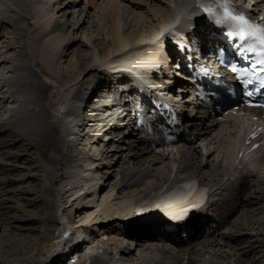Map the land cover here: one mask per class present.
Returning <instances> with one entry per match:
<instances>
[{
    "label": "bare ground",
    "instance_id": "6f19581e",
    "mask_svg": "<svg viewBox=\"0 0 264 264\" xmlns=\"http://www.w3.org/2000/svg\"><path fill=\"white\" fill-rule=\"evenodd\" d=\"M105 1L0 0V264H264V157L234 164L242 118L193 115L191 140L157 151L134 124L172 40L211 41L199 0H121L101 15ZM97 173L110 198L87 218Z\"/></svg>",
    "mask_w": 264,
    "mask_h": 264
},
{
    "label": "rangeland",
    "instance_id": "374dc122",
    "mask_svg": "<svg viewBox=\"0 0 264 264\" xmlns=\"http://www.w3.org/2000/svg\"><path fill=\"white\" fill-rule=\"evenodd\" d=\"M46 1V0H45ZM104 3V4H103ZM122 5V2H121V0H111V1H109V0H106L105 2H102L101 4H100V9H99V12L101 13V15H104L105 14V10L109 7V6H111V5ZM123 6V5H122ZM126 10L125 11H123V14L126 12V15L127 14H129L130 12H128L127 11V7L125 8ZM138 13H140L139 14V18H141V20H142V18H144V20L146 21L147 20V13L145 12V11H142V10H140V12H138ZM137 13V14H138ZM59 15H61V13H59ZM146 17V18H145ZM70 18V17H69ZM12 29H10V31H11ZM14 34L12 33V35L11 36H13ZM75 41H76V43H75ZM0 42L2 43L3 42V40H0ZM78 44V41L77 40H74V38H72L71 39V41H69V42H67V44H65V47H67V50H66V54H65V56L63 57V59H64V61H63V69L66 71V72H68L70 69H71V67L73 66V64H74V52H73V49L76 47V46H78L77 45ZM71 52H73V53H71ZM85 87H88V86H83V91H85V94L84 95H88V88L86 89ZM85 88V89H84ZM92 89V88H91ZM90 89V90H91ZM4 109H7V107L6 108H4ZM2 113H5L6 114V112H4V110H3V112ZM8 133V132H7ZM6 135H8V134H6ZM5 136V135H4ZM83 138V135H81V137H80V139H82ZM1 140V139H0ZM87 141H86V139H84L83 140V142L81 141V146L83 147V148H85V149H87L86 150V152L88 153V152H90L91 153V155H92V153H95L94 151H90V149H89V147L87 148ZM201 146H203V144L201 145ZM32 156H34V154H33V152H32ZM32 156H29V158H31L32 159ZM111 165V163L108 161V160H105V166H101L102 168H101V170L100 171H106L107 169H109V166ZM28 168V167H27ZM26 169V168H25ZM28 171V169L27 170H25V173ZM31 173V172H30ZM33 173H34V176H32L31 175V179H33V182H32V184H31V186L34 188V189H37V190H35V192L36 193H39V190L38 189H40V183H39V179H36L35 178V176L37 175L38 176V173H37V171L34 169L33 170ZM109 175V173H106L105 174V177H103V178H100V174L99 173H97V175H95L94 174V178H95V180L93 181V188H95L96 189V193H94L93 195H91L90 196V202L89 203H87L88 204V206H87V208H86V211H85V213H87L85 216H87L88 215V217L87 218H89V215H90V218H91V216L94 214L93 212H98L99 210L101 211V209L103 208V205L104 204H106L107 203V199H109L110 198V192H111V190H110V187H107L106 189H104L103 191H101L100 189H101V187L103 186V180L107 177ZM27 177H29V176H27ZM38 181V183H36V184H34V181ZM37 187V188H36ZM264 228V227H263ZM72 230H70V231H68V235L66 234V236L67 237H71L72 236V233H70ZM175 233H176V231H175ZM174 233V234H175ZM73 236H74V234H73ZM176 236H177V234H176ZM180 237V236H179ZM2 238H4V239H2ZM6 238H8V232L7 231H5V230H0V245H3V244H5V242H6ZM83 238V237H82ZM124 243V242H123Z\"/></svg>",
    "mask_w": 264,
    "mask_h": 264
},
{
    "label": "snow or ice",
    "instance_id": "6c2138e0",
    "mask_svg": "<svg viewBox=\"0 0 264 264\" xmlns=\"http://www.w3.org/2000/svg\"><path fill=\"white\" fill-rule=\"evenodd\" d=\"M208 11H212V9H208ZM224 12L227 17L231 19L239 20L241 22V25L247 24V21L244 17L234 16L233 13L229 12L227 8L224 9ZM249 27L251 28L252 26L249 25ZM228 35L229 36H233V35L239 36V38L243 40L246 37H250V36L254 37L257 35V33L256 31H246L244 27L241 26L238 32H229ZM259 40H260L261 45H264V35H261ZM261 63L264 64V60H262ZM231 71L233 73H236L238 69L235 66H233ZM261 83L262 85H264V80H262ZM248 95L251 96L252 93H248ZM254 106L264 108V104H259V105H254Z\"/></svg>",
    "mask_w": 264,
    "mask_h": 264
}]
</instances>
